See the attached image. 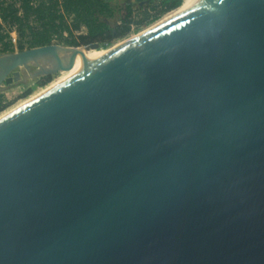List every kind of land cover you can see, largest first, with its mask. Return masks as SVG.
I'll list each match as a JSON object with an SVG mask.
<instances>
[{"label": "water", "instance_id": "95a60500", "mask_svg": "<svg viewBox=\"0 0 264 264\" xmlns=\"http://www.w3.org/2000/svg\"><path fill=\"white\" fill-rule=\"evenodd\" d=\"M97 48L1 54L0 92ZM0 264H264V0H195L2 118Z\"/></svg>", "mask_w": 264, "mask_h": 264}, {"label": "trees", "instance_id": "16d2710c", "mask_svg": "<svg viewBox=\"0 0 264 264\" xmlns=\"http://www.w3.org/2000/svg\"><path fill=\"white\" fill-rule=\"evenodd\" d=\"M181 3L182 0H152L138 6L125 0H0V55L14 52L9 37L12 29L19 51L53 43L106 49L125 38L131 26L138 29L148 24L150 11H155L156 19ZM7 107L0 93V113Z\"/></svg>", "mask_w": 264, "mask_h": 264}, {"label": "rangeland", "instance_id": "374dc122", "mask_svg": "<svg viewBox=\"0 0 264 264\" xmlns=\"http://www.w3.org/2000/svg\"><path fill=\"white\" fill-rule=\"evenodd\" d=\"M125 1L127 3H132V4H135V5L139 6V4H137L134 0H125ZM148 2H146V3H148ZM146 3H144V4H146ZM184 3H186V1L182 0V3L180 5V7ZM179 8H177V9H179ZM177 9H175V10H173L171 12H168V13H164V14H162L161 16H159L156 19H153V17L155 16V11H150L151 21L148 24H144V25L140 26V28H138V29L136 28L137 26L134 25L133 26V28H134L133 31H130V33L125 38L114 42L111 46H109L106 49L97 48V50H93V52H92L93 54L91 53V55L93 57H99L100 55L105 54L107 51H110V50L120 46L121 44L126 43L127 41H129L130 39H133L134 37H136L140 33H142L145 30H147L148 28H151L155 24H157L160 21L166 19V17L168 18L169 15L174 13ZM12 30H14V29H12ZM17 39L18 38H17V35H16V43L14 45V53L19 51L17 49ZM53 44H55V43H53ZM34 70L35 69L32 68L31 72H33ZM65 73H66V71H63V72L57 73V74L52 75V76L39 77V78H28V79H26L25 82H18V83L11 84L9 86L3 85L1 87V92L0 93H2L4 95L5 103L8 104V107L4 111L16 107L19 103H22L24 100H26L29 97L33 96L35 93H38L41 90L45 89L50 84L61 82V80L63 81V79L66 77ZM22 79H24V78H22ZM3 112H1V113H3Z\"/></svg>", "mask_w": 264, "mask_h": 264}, {"label": "bare ground", "instance_id": "6f19581e", "mask_svg": "<svg viewBox=\"0 0 264 264\" xmlns=\"http://www.w3.org/2000/svg\"><path fill=\"white\" fill-rule=\"evenodd\" d=\"M186 1V3H184L179 9H177L174 13H172L171 15H169V17L168 18H170V17H173L174 15H176V14H178V13H180L181 11H184L185 9H187L188 7H190L194 2H195V0H185ZM167 17H166V19H164V20H162V21H165V20H167L168 19ZM162 21H160V22H162ZM159 22V23H160ZM158 24V23H157ZM156 25V24H155ZM154 25V26H155ZM153 27V26H152ZM148 29H150V28H148ZM147 29V30H148ZM147 30H145V31H147ZM144 31V32H145ZM143 33V32H142ZM141 34V33H140ZM130 40H132V39H130ZM129 40V41H130ZM128 42V41H127ZM126 42V43H127ZM125 44V43H124ZM124 44H121L120 46H122V45H124ZM120 46H118V47H116V48H114V49H112V50H110V51H107L105 54H102V55H98L99 57H93L92 55H91V53L93 52V50H87V51H81V58L80 57H78L77 58V60L75 61V64H74V67H72V68H70V69H68V70H66V77L64 78V79H66V78H68V77H70L73 73H75L80 67H82V66H84V65H89V64H92V63H95V62H97L98 60H100V59H102L103 57H105V56H107L108 54H110V53H112L113 51H115L117 48H119ZM75 54H77V53H75ZM93 54V53H92ZM89 55V56H88ZM104 55V56H103ZM101 57V58H100ZM63 79V80H64ZM62 81V80H61ZM57 83H59V82H57ZM57 83H52V84H50L48 87H46L45 89H43V90H41L40 92H38V93H35L33 96H31V97H29L28 99H26V100H24L22 103H19L16 107H14V108H11V109H8V110H6V111H4L3 113H1L0 114V120L2 119V118H4V117H6L7 115H9V114H11L12 112H14L16 109H18L19 107H21V106H23L24 104H26V103H28V102H30V101H32L33 99H35V98H37L38 96H40L41 94H43L44 92H46L47 90H49L50 88H52L53 86H55Z\"/></svg>", "mask_w": 264, "mask_h": 264}, {"label": "built area", "instance_id": "2783aa9c", "mask_svg": "<svg viewBox=\"0 0 264 264\" xmlns=\"http://www.w3.org/2000/svg\"><path fill=\"white\" fill-rule=\"evenodd\" d=\"M133 26H131V31H133ZM9 37H10V41L13 45H15L16 43V33L14 30H12L10 33H9Z\"/></svg>", "mask_w": 264, "mask_h": 264}]
</instances>
